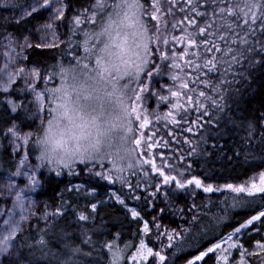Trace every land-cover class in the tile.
I'll return each instance as SVG.
<instances>
[{"label": "snow or ice", "instance_id": "6c2138e0", "mask_svg": "<svg viewBox=\"0 0 264 264\" xmlns=\"http://www.w3.org/2000/svg\"><path fill=\"white\" fill-rule=\"evenodd\" d=\"M41 11L48 19L34 30L38 34L19 32L26 17ZM14 19L16 30L3 37L0 148L11 144V156L19 145L23 158L15 157L16 170L9 169L3 185L8 191H0V197H15L11 209H0V217L6 216L0 220V264H38V257L45 264H88L93 256L95 264H137L150 257L152 264H165V249L181 251L185 233L202 242L209 234L214 237L197 245L185 264H253V258L264 264V169L239 182L211 183V176L196 174L189 158L200 152V141L185 135V130L206 133L205 124L217 125L214 114L228 108L227 86L237 76L251 80V69L264 70V0H32ZM61 45L64 55L43 75L38 64L24 62L27 49L60 50ZM233 123L245 132L243 147L258 144L264 153V119ZM169 138L186 141L190 151L174 148ZM168 148L174 151H164ZM45 168L57 179L72 177L64 190L95 200L83 205L89 210L77 209L72 231H66L71 225L57 223L76 208L63 191L60 204L45 205L43 213L26 194L42 186L38 172ZM22 176L28 183L17 182ZM77 179L79 183L73 182ZM100 180L126 187L133 201L166 200V207L175 205L190 223L177 229L158 216L143 218L142 207L132 206L113 186L106 199L119 201L127 214L141 218L143 232L138 246L126 242L121 247L119 231L110 239H97L103 219L95 231L87 223L104 206L92 186ZM221 188L231 190L232 206L248 209V215L226 232L199 228L204 208L189 197L195 198L197 190L214 193ZM141 189H151L146 199ZM50 228L63 251L53 246ZM74 232L82 237L79 242L71 238ZM150 233L160 242L159 251L149 243Z\"/></svg>", "mask_w": 264, "mask_h": 264}, {"label": "trees", "instance_id": "16d2710c", "mask_svg": "<svg viewBox=\"0 0 264 264\" xmlns=\"http://www.w3.org/2000/svg\"><path fill=\"white\" fill-rule=\"evenodd\" d=\"M31 2L32 0H13L9 3L11 5L0 4V36H4L7 32L16 30L15 17L6 14L11 12V9L16 11L22 7L24 8ZM11 6L13 7L11 8ZM45 15L46 13L41 11L39 14L33 15L34 18H26L27 23L20 25L19 32L27 31L34 35L37 34L34 30L44 21ZM5 29H7V31H5ZM62 55H64L63 45H61L60 50L34 46L32 49H29L27 53L26 63L28 65L38 64L42 68L43 75V69L55 64ZM237 71H242V69H237ZM250 75L252 77L251 80L237 76L236 81L227 86L226 91H228V96L230 97L226 98L228 108H226L223 113L214 114V118L217 119V125L209 128V125L205 124V128L208 129L206 133H187L185 130V135H189L194 140L200 141L201 144L200 152L194 157H189L196 166V174L211 176L213 178L209 181L211 183L222 185L226 182H239L264 169V153L259 150V145L256 144L255 147H243L242 137L245 135V132L239 125L233 123V121L247 118L264 119V108L260 107L261 101L264 100V70L260 68L251 69ZM57 82L58 78L53 81V86ZM236 90H238V92ZM240 97H242V99H240ZM233 99L239 100V103L234 104ZM149 106L153 107L154 104L150 103ZM205 120H209L207 115L205 116ZM165 135L166 137L169 136L167 133H165ZM202 137H205L208 143H205ZM258 139L259 137L257 136V140ZM169 143L173 145L174 148H181L182 152L190 151V146L187 145L186 141L180 142L169 138ZM255 143L254 141V144ZM174 148L164 149V151H174ZM205 150L207 154H205ZM10 151L11 147L9 145L5 148H0V175L10 174L9 169L11 172H15L16 170V156L13 152L11 156H9L8 152ZM32 163L35 164L38 163V161L33 159ZM39 175H41V180L43 181L42 186L39 187V198L42 202V206L39 207L40 212L43 213L47 210L45 205H48V207L58 206L61 202L60 196L63 191L64 199L66 201H72L76 205V208H70L69 211L65 213L64 218H58L57 223L60 226H64L65 223L71 225V227L66 228V231H72V229L76 227V222L73 217L77 209L87 211L89 209L84 208L83 205L95 202V200L91 196L85 198L84 194H78L76 192L69 193L64 190L65 185L72 180L70 176L57 179L53 174L49 173L46 168L41 169ZM73 182L79 183L80 181L77 179ZM133 182L135 181L133 180ZM92 186L98 189V198L104 201V206L97 210V219L94 222L89 221L87 223V227L95 231V226L101 223V218L103 219L104 225L99 229V233L96 236L97 239H110L112 238V234L119 231L121 232V247H123L126 242H131L137 246L140 235L143 232L141 218L133 219L130 214H127L128 209L120 204L110 203L106 199L105 193L109 192L113 186L117 191H121V193L125 195L126 200L129 201L132 206L142 207L145 213L143 218L147 219L151 216H158L164 224H167L170 228L175 227L177 229H182L185 223H190L187 214L182 215L175 205L166 207V200L150 201L149 204H144L143 200L133 201L129 190H127L126 187H122L118 182L114 183L112 181L100 180L99 183H95ZM141 191L143 197L146 199L151 189L147 191L141 189ZM230 192L231 190L222 188L220 191L214 193L197 190V196L195 198L189 197L195 202L202 203V207L204 208V212L201 213L202 222L198 225L199 228H206L209 230L215 229L217 232H226L230 230L231 227L236 226L237 220H242L248 215V209L232 206ZM183 195L187 196V193ZM232 195L239 196L240 194L232 193ZM209 198L212 200L211 205L207 203ZM184 202L183 198L179 201L181 205H183ZM151 204H156V208L151 207ZM11 206L12 205L9 204L7 210L11 209ZM158 208H165V211L159 212ZM188 210L191 211V208L189 207ZM209 213L214 214V217L209 216ZM220 217H223V219L218 225L216 219ZM4 218H6V216L0 218V220ZM36 223V219L31 222L33 231L35 230ZM39 224L41 228L44 226L42 218L39 220ZM52 233L53 230L50 228L49 238L53 246L61 248L63 251L62 244L58 240L53 239ZM56 235H59L58 230L56 231ZM153 235L154 233L148 234V241L159 251L158 243L160 242L154 241L152 239ZM185 237L186 240L181 246V251H177L174 246L165 249L166 255L169 256L165 264H185L186 259L191 258L192 255L197 253V245L203 247L204 244L214 239L211 234L206 236L203 242L197 235L192 233H185ZM71 238L79 242V239L82 237L79 233L74 232ZM255 238L259 239L261 237L255 236ZM246 240H248V238H246ZM96 249L99 251V244L96 245ZM37 259L38 264H45L43 258L38 257ZM61 259H63V257H61ZM80 259L82 260L83 257L81 256ZM96 259L95 256L89 257L88 264H95ZM49 264H51V261H49ZM145 264H152V259ZM208 264H211V261H209Z\"/></svg>", "mask_w": 264, "mask_h": 264}, {"label": "rangeland", "instance_id": "374dc122", "mask_svg": "<svg viewBox=\"0 0 264 264\" xmlns=\"http://www.w3.org/2000/svg\"><path fill=\"white\" fill-rule=\"evenodd\" d=\"M11 1H13V0H10V2ZM0 4H4V3H0ZM6 5V4H5ZM4 5V6H5ZM8 5H11V4H9L8 3ZM1 6V5H0ZM7 7V6H6ZM13 6H11V8H12ZM23 9V7L22 8H20L19 10H16V11H14L13 9H11L10 11L11 12H9V13H7L6 15H11V16H16V15H18L19 14V12L21 11ZM33 15H35V13L33 14ZM7 17V16H6ZM26 18H28V17H26ZM45 19H44V21L43 22H45L47 19H48V15H47V13H46V15H45V17H44ZM42 22V23H43ZM41 23V24H42ZM38 27V26H37ZM36 27V28H37ZM38 34V33H37ZM7 34H4V36H6ZM4 36H0V67H3V60L6 58V53L3 51V48L5 47V41H4V39H3V37ZM28 51H29V49H27V53H28ZM25 63H26V60L24 61ZM27 64V63H26ZM17 83H19V81L17 82ZM29 99H31V97H29ZM146 134H148L147 133V130H146ZM9 146L12 148L13 146L11 145V144H9ZM17 149H18V151H16V152H13L14 154H15V156L17 157V156H19L20 158H23V153L21 152V151H19V145H16L15 146ZM16 163H17V161H16ZM40 174V171L38 172V175ZM10 174H8V175H0V191H8L7 189H5L4 187H3V185L6 183V181H7V178H8V176H9ZM15 179H17V182L19 183V184H24V183H28V179H27V177H17V178H15ZM39 192H40V188L38 187V188H36L35 189V191H33V192H29V193H26V194H28V195H30L31 197H32V199H34L35 201H36V211L37 212H40V210H39V207L40 206H42V202H41V200H40V198H39ZM15 199V197L14 196H8V197H0V209H3V211L4 212H7L8 210H7V207H8V205L10 204V205H12V201ZM108 202H110V203H116V204H120V202L119 201H116V200H112V201H108ZM47 210H45L44 212H46ZM41 213V212H40ZM0 218H2V217H0ZM42 218V217H41ZM133 219H140V218H138V217H132ZM36 218L35 217H33V219H32V221L31 222H33L34 220H35ZM147 239H148V235H147ZM248 239H251V237H249ZM158 245H159V243H158ZM138 246V245H137ZM152 258L150 257L149 258V260H151ZM148 260V261H149ZM148 261H146V262H137V264H145V263H147ZM126 264H132V261L131 260H127L126 261ZM253 264H259V261L256 259V258H253Z\"/></svg>", "mask_w": 264, "mask_h": 264}]
</instances>
